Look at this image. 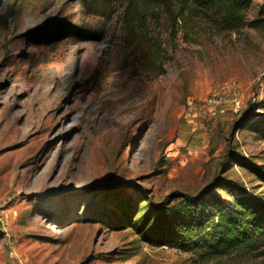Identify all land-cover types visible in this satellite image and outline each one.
Returning <instances> with one entry per match:
<instances>
[{"label": "rangeland", "instance_id": "374dc122", "mask_svg": "<svg viewBox=\"0 0 264 264\" xmlns=\"http://www.w3.org/2000/svg\"><path fill=\"white\" fill-rule=\"evenodd\" d=\"M123 10L0 0V264H201L151 244L130 218L219 177L264 194L230 157L264 164V139L234 126L264 103V24L219 34L201 21L189 32L163 13L148 29L167 49L153 71ZM256 18L264 0L248 11ZM80 26L97 36L74 35ZM213 92L225 102L207 106ZM189 99L198 109L187 118Z\"/></svg>", "mask_w": 264, "mask_h": 264}, {"label": "trees", "instance_id": "16d2710c", "mask_svg": "<svg viewBox=\"0 0 264 264\" xmlns=\"http://www.w3.org/2000/svg\"><path fill=\"white\" fill-rule=\"evenodd\" d=\"M78 1L89 12L122 2L123 23L137 41L147 44L144 61L153 71L164 70L167 49L161 35H151L148 29L153 21L162 20L163 13L189 32L201 21L209 22L219 34L264 24V18L248 19L254 0ZM72 33L85 40L97 36L83 26L75 27ZM234 126L264 139V103H250ZM230 157L264 183V164L235 151H230ZM217 188L227 191L233 200L222 199ZM130 221L151 244L181 248L195 255L201 264H244L264 257V194H255L243 184L220 177L193 194L174 192L168 200Z\"/></svg>", "mask_w": 264, "mask_h": 264}, {"label": "built area", "instance_id": "2783aa9c", "mask_svg": "<svg viewBox=\"0 0 264 264\" xmlns=\"http://www.w3.org/2000/svg\"><path fill=\"white\" fill-rule=\"evenodd\" d=\"M225 100L226 98L220 92H213L206 98L205 102L207 106H218L223 104ZM229 101L232 104L234 110L239 111L242 108V101L236 91L231 93ZM197 109L198 108L194 100L189 99L185 116L187 118L192 117L193 113L196 112Z\"/></svg>", "mask_w": 264, "mask_h": 264}]
</instances>
